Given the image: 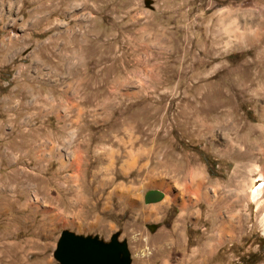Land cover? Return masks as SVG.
Returning a JSON list of instances; mask_svg holds the SVG:
<instances>
[{
    "label": "rangeland",
    "instance_id": "rangeland-1",
    "mask_svg": "<svg viewBox=\"0 0 264 264\" xmlns=\"http://www.w3.org/2000/svg\"><path fill=\"white\" fill-rule=\"evenodd\" d=\"M262 106L264 0H0V264H57L73 228L120 231L132 264H264V211L224 233L239 211L159 183L197 170L236 200L223 122L260 158Z\"/></svg>",
    "mask_w": 264,
    "mask_h": 264
},
{
    "label": "bare ground",
    "instance_id": "bare-ground-1",
    "mask_svg": "<svg viewBox=\"0 0 264 264\" xmlns=\"http://www.w3.org/2000/svg\"><path fill=\"white\" fill-rule=\"evenodd\" d=\"M236 89L238 91L245 92L247 90V87L240 85ZM213 108L215 107H209V109ZM260 109L261 115L264 117V106H262V108ZM221 113H223V111ZM230 114H232V112ZM230 114H228V117H225L226 119L223 122V133H226L228 130L234 129L235 140H238V138H240L239 130L237 129V125H235L234 120L231 119L233 117ZM211 130L214 139H216L215 137H217V134L215 133V129L212 128ZM257 132L259 134H256ZM248 134L249 137L257 138L260 135L264 134V126L260 125L256 128L251 127V129L248 131ZM225 136L227 137V135ZM228 138L229 137H227V139ZM227 139H225V141H227ZM235 140L231 139L229 142H225V146L227 149L226 151L232 150L234 157H238L242 160L250 157L248 161L236 165L234 178L238 175L241 177L239 187L235 190V194L237 196L236 200H234L233 195L230 196L229 192L224 188L213 187L214 190L205 188L203 186V177L197 170L192 171V174H190L193 175L192 178H195V181H187V179L185 178V181H183L181 184H170L169 182H166L164 180H159L160 186H164L165 191L168 193L167 199L176 202L178 201L180 208L188 207L190 203L196 201L195 199H197L198 201V194L203 193V198L205 197L209 201V204L212 203L213 200H216V198L218 199L219 210L217 211H239L237 213L222 216L220 219V224L222 229L224 230V233L228 234L232 229H242L245 221H248L250 219L251 213L248 211H253L252 207L254 205L256 206V211H264V142L259 143V146L257 148V150L262 153V157L259 158L257 156H254L250 150H243L241 147L237 151L234 150ZM222 144L224 145V143ZM258 182H260V185L256 186ZM261 221H263L264 223V217Z\"/></svg>",
    "mask_w": 264,
    "mask_h": 264
},
{
    "label": "water",
    "instance_id": "water-1",
    "mask_svg": "<svg viewBox=\"0 0 264 264\" xmlns=\"http://www.w3.org/2000/svg\"><path fill=\"white\" fill-rule=\"evenodd\" d=\"M161 190H150L145 202L162 200ZM121 232L113 233L109 240L98 234H80L70 229L60 233L53 252L57 264H132V255L127 239H121Z\"/></svg>",
    "mask_w": 264,
    "mask_h": 264
},
{
    "label": "crops",
    "instance_id": "crops-1",
    "mask_svg": "<svg viewBox=\"0 0 264 264\" xmlns=\"http://www.w3.org/2000/svg\"><path fill=\"white\" fill-rule=\"evenodd\" d=\"M51 215H52V217H56L57 216L55 213H51ZM58 222L59 223L57 225L58 226L57 228L53 226V225H55L54 223H53V225H48V229L52 231V232H49L48 233L51 237L54 235V232H55L56 229H58L59 227H61V229H63L62 225L60 226V222H61L60 219L58 220ZM19 226H20V224H19ZM22 229L23 228L20 226V229L19 230H22ZM73 230H75V229L73 228Z\"/></svg>",
    "mask_w": 264,
    "mask_h": 264
}]
</instances>
